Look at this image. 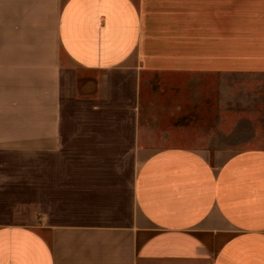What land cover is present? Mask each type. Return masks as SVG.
<instances>
[{
    "label": "crops",
    "instance_id": "crops-1",
    "mask_svg": "<svg viewBox=\"0 0 264 264\" xmlns=\"http://www.w3.org/2000/svg\"><path fill=\"white\" fill-rule=\"evenodd\" d=\"M0 264H264V0H0Z\"/></svg>",
    "mask_w": 264,
    "mask_h": 264
},
{
    "label": "rangeland",
    "instance_id": "rangeland-1",
    "mask_svg": "<svg viewBox=\"0 0 264 264\" xmlns=\"http://www.w3.org/2000/svg\"><path fill=\"white\" fill-rule=\"evenodd\" d=\"M192 143H193V142H192ZM180 144H181V145H186V146H189V145H197V146L205 145L204 143H200V142H198V141L195 142V143H193V144H190L189 141H188V142H187V141H186V142H181ZM233 145H236V144H233Z\"/></svg>",
    "mask_w": 264,
    "mask_h": 264
}]
</instances>
